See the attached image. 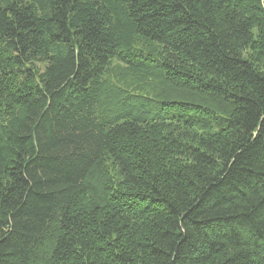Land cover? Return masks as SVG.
<instances>
[{
	"label": "trees",
	"instance_id": "16d2710c",
	"mask_svg": "<svg viewBox=\"0 0 264 264\" xmlns=\"http://www.w3.org/2000/svg\"><path fill=\"white\" fill-rule=\"evenodd\" d=\"M0 264H264V0H0Z\"/></svg>",
	"mask_w": 264,
	"mask_h": 264
}]
</instances>
